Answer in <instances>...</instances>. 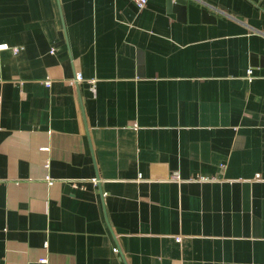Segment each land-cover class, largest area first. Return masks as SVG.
I'll list each match as a JSON object with an SVG mask.
<instances>
[{
    "label": "crops",
    "instance_id": "obj_1",
    "mask_svg": "<svg viewBox=\"0 0 264 264\" xmlns=\"http://www.w3.org/2000/svg\"><path fill=\"white\" fill-rule=\"evenodd\" d=\"M181 1L0 0V264H264V0Z\"/></svg>",
    "mask_w": 264,
    "mask_h": 264
},
{
    "label": "built area",
    "instance_id": "obj_2",
    "mask_svg": "<svg viewBox=\"0 0 264 264\" xmlns=\"http://www.w3.org/2000/svg\"><path fill=\"white\" fill-rule=\"evenodd\" d=\"M134 2H135V4H136L137 8L140 9V8H142V7L145 5L146 0H134ZM5 49H8V47H7L6 45H0V51L5 50ZM12 51H14V52L16 53V52L18 51V49H17V48H13ZM246 79H247L248 81L251 80L250 73H246ZM80 81H82V77H81V75H80L79 73H77V74L75 75V77H74V81H73V82H80ZM50 84H51L50 81H46V82H45V85H46L47 87H49ZM45 246H46V245H45ZM113 252H114V254H117V253H118V249H117V248H114V249H113Z\"/></svg>",
    "mask_w": 264,
    "mask_h": 264
},
{
    "label": "water",
    "instance_id": "obj_3",
    "mask_svg": "<svg viewBox=\"0 0 264 264\" xmlns=\"http://www.w3.org/2000/svg\"><path fill=\"white\" fill-rule=\"evenodd\" d=\"M166 7L167 10H178L179 8H182L181 10L183 11V1L181 0H166Z\"/></svg>",
    "mask_w": 264,
    "mask_h": 264
}]
</instances>
